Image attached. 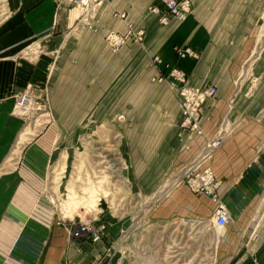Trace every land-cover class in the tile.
I'll list each match as a JSON object with an SVG mask.
<instances>
[{
  "label": "crops",
  "instance_id": "crops-1",
  "mask_svg": "<svg viewBox=\"0 0 264 264\" xmlns=\"http://www.w3.org/2000/svg\"><path fill=\"white\" fill-rule=\"evenodd\" d=\"M10 1V10L0 19V96L13 81L25 84L47 77L48 93L55 98L65 87H57L54 77L71 80L69 76L87 78L92 73L97 79L92 86L81 85L80 97L96 98L99 103L93 110L88 106L77 110L72 119L76 122L83 114L99 118L112 97L120 100L116 109L123 112L124 103L136 100L148 78L164 73L167 63L185 71L188 85H213L216 93L201 108V134L181 127L179 99L165 83L152 86L137 110L134 106L124 110L126 115L138 113V119L124 128L130 176L168 180L169 194L177 191L178 197L165 202L163 211L178 216L173 220L180 228L201 224L204 234L180 233L156 241L148 232L135 238L132 230L130 249L121 243L108 254L103 242L70 236L69 225L54 224L44 234L35 224H28L25 204L11 201L10 177L3 173L0 264H264V40L259 41L264 0H189L186 19L170 17L165 25L147 10L156 0H104L95 12L93 27L81 18L77 7L59 6L57 0ZM115 13H124L125 18ZM128 22L144 28L142 45L162 59L160 64L147 69L138 42L128 41L115 54L108 50L104 33H121ZM177 46L193 48L198 58L178 57ZM131 79L129 89L117 94ZM156 114L163 118L153 122ZM10 119L5 112L0 118V160L5 140H10ZM56 128L61 130L59 125ZM219 130L225 131L222 143L202 165L219 181L216 194L227 211L224 226L213 224L210 216L217 204L209 196L192 192L187 184H176L196 162L205 141ZM45 139H40V146L47 145ZM68 146L75 149L73 142ZM144 146L146 175L140 174L138 166ZM50 148L52 155V142ZM22 193L20 189L13 199ZM215 228L223 233L214 235ZM11 236L18 245L16 252L11 251ZM28 239L33 243L29 257Z\"/></svg>",
  "mask_w": 264,
  "mask_h": 264
},
{
  "label": "rangeland",
  "instance_id": "rangeland-1",
  "mask_svg": "<svg viewBox=\"0 0 264 264\" xmlns=\"http://www.w3.org/2000/svg\"><path fill=\"white\" fill-rule=\"evenodd\" d=\"M10 2L0 0V19L10 10ZM96 10L92 12L91 18L85 20L86 24L89 22V27H93ZM259 24L262 27L259 41H262L264 16ZM108 32L104 33L102 39L108 50L115 54L120 48L108 44L105 37ZM142 42L136 45L144 52L147 69L160 64L162 59L157 54H149ZM16 67L13 69L14 76ZM88 76H69L71 80L67 81L54 77L57 87H65L63 91H58L59 96L55 98H50L48 93L47 77L38 81L27 80L25 84L13 81L9 91L0 96V118L3 112L11 118L10 140L8 137L5 140L7 143L0 160V174L10 177L11 201L16 205L25 204L28 224H35V228L42 233L46 234L54 224L69 225L70 236L74 237L73 233L76 232L78 236L74 238H85L91 243L103 242L108 254L119 249L121 243H126L130 249L132 230L137 233L135 238L148 232V236L156 241L180 233L190 236L204 234L201 224L180 228L177 220H173L178 216H169L167 211H163L162 205L165 202L178 197L175 194L177 191L169 194L168 180L132 178L127 171L130 170V158L124 128L138 119V113L126 115L124 110L133 107V103H124L122 112L116 109L120 100L112 97L107 100L106 111L99 118L97 114H83L84 117L73 121L72 117L77 110L87 106L93 110L99 103L96 98L80 97L81 85L88 87L97 79L95 74ZM78 79L80 81L76 82ZM132 79L117 94L126 92ZM164 83L171 87L169 80L160 71L159 75L156 73L148 78L147 87L139 90L138 97L147 96L152 86ZM23 93L33 95L26 109L21 108L17 100V96ZM134 108L137 110L138 107ZM61 111L63 115L59 114ZM157 118H163V115L156 114L153 122ZM104 123L108 127L104 128ZM57 125L61 130H57ZM44 136L47 137V145L40 146L39 141ZM51 142L55 148L53 157L50 154ZM69 142L74 143L75 149L66 147ZM146 149V146L141 147L138 164L140 174L144 175L147 174ZM20 189L23 193L14 200ZM198 217L203 216L199 214ZM210 218L213 220V213ZM116 223H121V227L116 229ZM27 231L36 234L29 228ZM222 233L220 229L214 230V235ZM11 239V251L16 252L18 249L14 246L18 245L13 242V236ZM27 242L26 255L29 257L32 239Z\"/></svg>",
  "mask_w": 264,
  "mask_h": 264
},
{
  "label": "built area",
  "instance_id": "built-area-1",
  "mask_svg": "<svg viewBox=\"0 0 264 264\" xmlns=\"http://www.w3.org/2000/svg\"><path fill=\"white\" fill-rule=\"evenodd\" d=\"M59 6L69 5L80 9L81 18L87 20L91 18L92 12L98 8L104 0H57ZM191 9L189 0H156L147 6V10L158 16L161 24H167L170 17H174L178 21L186 19ZM120 18H125L124 13H115ZM145 30L142 27H134L130 22L126 24L123 32L110 31L107 33L106 40L113 48H120L128 41L142 42L144 39ZM174 52L178 57L198 58V52L191 47L182 46L175 47ZM157 58H155V61ZM166 71L164 76L169 80L170 86L175 90L181 106V127L195 134H201L199 124L201 108L205 101L213 97L216 93V88L213 85L205 86H190L187 84V76L183 69L177 65H165ZM31 93H23L17 96L21 108L26 109L31 101ZM33 96V95H32ZM28 105V106H27ZM225 131L219 132L211 139L205 141L201 154L196 162L188 166L177 183L187 184L190 190L197 194H205L215 202L216 209L213 212V224L224 226L227 222V211L222 203L219 202L216 190L219 185L209 167L204 166L203 162L221 145L222 135ZM74 237L78 233H73Z\"/></svg>",
  "mask_w": 264,
  "mask_h": 264
},
{
  "label": "clouds",
  "instance_id": "clouds-1",
  "mask_svg": "<svg viewBox=\"0 0 264 264\" xmlns=\"http://www.w3.org/2000/svg\"><path fill=\"white\" fill-rule=\"evenodd\" d=\"M142 97H138L135 101H129L130 103H133V106L134 107H137L139 104H140V102L142 101Z\"/></svg>",
  "mask_w": 264,
  "mask_h": 264
},
{
  "label": "bare ground",
  "instance_id": "bare-ground-1",
  "mask_svg": "<svg viewBox=\"0 0 264 264\" xmlns=\"http://www.w3.org/2000/svg\"><path fill=\"white\" fill-rule=\"evenodd\" d=\"M61 92V91H60ZM82 140V139H81Z\"/></svg>",
  "mask_w": 264,
  "mask_h": 264
}]
</instances>
